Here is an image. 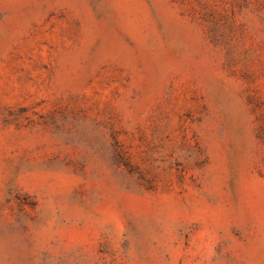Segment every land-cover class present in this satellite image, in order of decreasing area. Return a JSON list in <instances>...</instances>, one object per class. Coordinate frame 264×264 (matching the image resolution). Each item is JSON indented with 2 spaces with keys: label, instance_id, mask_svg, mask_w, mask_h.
I'll use <instances>...</instances> for the list:
<instances>
[{
  "label": "rangeland",
  "instance_id": "374dc122",
  "mask_svg": "<svg viewBox=\"0 0 264 264\" xmlns=\"http://www.w3.org/2000/svg\"><path fill=\"white\" fill-rule=\"evenodd\" d=\"M0 264H264V0H0Z\"/></svg>",
  "mask_w": 264,
  "mask_h": 264
}]
</instances>
